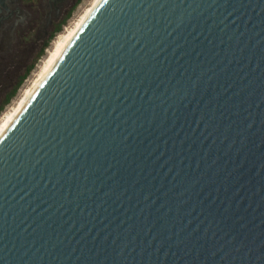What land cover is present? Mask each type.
<instances>
[{
    "label": "water",
    "instance_id": "obj_1",
    "mask_svg": "<svg viewBox=\"0 0 264 264\" xmlns=\"http://www.w3.org/2000/svg\"><path fill=\"white\" fill-rule=\"evenodd\" d=\"M0 264H264V0H101L0 137Z\"/></svg>",
    "mask_w": 264,
    "mask_h": 264
},
{
    "label": "flooded vegetation",
    "instance_id": "obj_2",
    "mask_svg": "<svg viewBox=\"0 0 264 264\" xmlns=\"http://www.w3.org/2000/svg\"><path fill=\"white\" fill-rule=\"evenodd\" d=\"M81 0H0V110Z\"/></svg>",
    "mask_w": 264,
    "mask_h": 264
},
{
    "label": "bare ground",
    "instance_id": "obj_3",
    "mask_svg": "<svg viewBox=\"0 0 264 264\" xmlns=\"http://www.w3.org/2000/svg\"><path fill=\"white\" fill-rule=\"evenodd\" d=\"M101 0H94L92 5L84 12V14L79 18V20L74 24V26L69 29L56 43L50 48L47 55L44 58V62L37 71V73L30 80L26 86L24 92L21 94L20 98L15 102L14 106L6 112L3 116L2 123L0 124V137L15 120L19 112L22 110L28 99L32 96L38 86L46 78L50 70L53 68L67 45L70 43L72 38L87 20L89 15L93 12L96 6Z\"/></svg>",
    "mask_w": 264,
    "mask_h": 264
},
{
    "label": "rangeland",
    "instance_id": "obj_4",
    "mask_svg": "<svg viewBox=\"0 0 264 264\" xmlns=\"http://www.w3.org/2000/svg\"><path fill=\"white\" fill-rule=\"evenodd\" d=\"M94 0H81L71 11L68 18L60 27L59 31L55 34V36L48 42L43 52H41L38 57L34 60V63L25 76L22 84L18 87L16 92L11 96L9 101L1 108L0 110V124L2 123L3 116L8 112L15 104V102L20 98L21 94L24 92L26 86L33 78V76L37 73L42 63L44 62V58L47 55L50 48L56 43L58 39H60L69 29H71L74 24L79 20V18L84 14V12L92 5Z\"/></svg>",
    "mask_w": 264,
    "mask_h": 264
},
{
    "label": "trees",
    "instance_id": "obj_5",
    "mask_svg": "<svg viewBox=\"0 0 264 264\" xmlns=\"http://www.w3.org/2000/svg\"><path fill=\"white\" fill-rule=\"evenodd\" d=\"M10 98H8V100H9Z\"/></svg>",
    "mask_w": 264,
    "mask_h": 264
}]
</instances>
